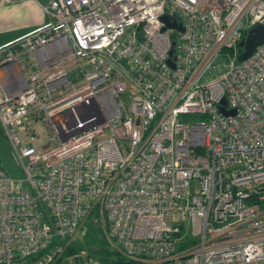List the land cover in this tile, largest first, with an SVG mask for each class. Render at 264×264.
<instances>
[{"label":"built area","instance_id":"built-area-1","mask_svg":"<svg viewBox=\"0 0 264 264\" xmlns=\"http://www.w3.org/2000/svg\"><path fill=\"white\" fill-rule=\"evenodd\" d=\"M32 1L0 44V264H57L95 212L138 264H264V0Z\"/></svg>","mask_w":264,"mask_h":264},{"label":"rangeland","instance_id":"rangeland-1","mask_svg":"<svg viewBox=\"0 0 264 264\" xmlns=\"http://www.w3.org/2000/svg\"><path fill=\"white\" fill-rule=\"evenodd\" d=\"M47 3V0H41ZM35 3V2H34ZM23 5V4H22ZM19 18L27 20L31 16L30 9H27ZM219 60H222L220 58ZM31 128L35 133L33 139L27 136L25 142L32 143L35 147H45L51 143L49 131L43 122L31 123ZM0 164L5 173L12 179L24 178L22 167L17 160L13 149L5 137L0 123ZM198 190V185L192 186V192ZM100 213H93L86 218L77 234L71 240L72 252L65 255L60 264H75L86 258H96V251L102 249L115 250V245L111 242L106 233V223ZM70 249V251H71ZM60 262V261H59Z\"/></svg>","mask_w":264,"mask_h":264},{"label":"crops","instance_id":"crops-1","mask_svg":"<svg viewBox=\"0 0 264 264\" xmlns=\"http://www.w3.org/2000/svg\"><path fill=\"white\" fill-rule=\"evenodd\" d=\"M23 4V5H22ZM27 9L31 16L27 20L19 18ZM47 20L46 14L32 0L12 5L0 3V44L15 39L27 31L43 24Z\"/></svg>","mask_w":264,"mask_h":264},{"label":"water","instance_id":"water-1","mask_svg":"<svg viewBox=\"0 0 264 264\" xmlns=\"http://www.w3.org/2000/svg\"><path fill=\"white\" fill-rule=\"evenodd\" d=\"M162 19L170 27H177L179 29H183V27L176 20L173 22H170L169 17L167 15H164L162 17ZM263 43H264V26L259 25L257 27H254L250 31L247 38L244 39L243 41H241L240 46L243 48V52L240 54L239 60H246L247 58H249L253 54L256 47L260 44H263ZM173 54H174V49L171 50V55H173ZM169 62L172 66H174L172 59H170ZM225 104H226V100H223L222 105H221V111L223 113H225L226 115L236 113L235 109L227 111L225 109Z\"/></svg>","mask_w":264,"mask_h":264},{"label":"trees","instance_id":"trees-1","mask_svg":"<svg viewBox=\"0 0 264 264\" xmlns=\"http://www.w3.org/2000/svg\"><path fill=\"white\" fill-rule=\"evenodd\" d=\"M243 52V48H240V54ZM240 56V55H239ZM71 246L67 248V250L64 253L65 255L72 252L73 249H71ZM97 256H95L97 260H99L102 264H138L134 260L128 258L123 252L115 250H109V249H102L99 251H96ZM64 257L62 259H64ZM62 259H60V262L58 261L57 264H60Z\"/></svg>","mask_w":264,"mask_h":264}]
</instances>
